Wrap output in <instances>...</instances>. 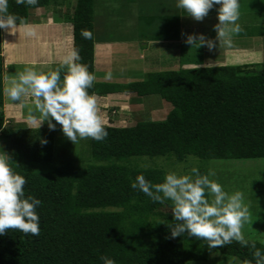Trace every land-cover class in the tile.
Masks as SVG:
<instances>
[{
	"label": "trees",
	"instance_id": "obj_1",
	"mask_svg": "<svg viewBox=\"0 0 264 264\" xmlns=\"http://www.w3.org/2000/svg\"><path fill=\"white\" fill-rule=\"evenodd\" d=\"M56 1L60 0L26 5L8 0V12L24 24L33 11L52 9ZM70 19L79 62L95 74L94 0H77ZM82 29L90 30L92 39H84ZM4 91L0 55V149L10 155L13 170L25 177V196H34L41 205L37 208L40 235L6 230L0 236V264H103L101 256L115 259L116 264H187L206 260L212 250L254 264L253 249L236 241L209 250L206 241L186 233L171 237L168 225L176 223L171 202H153L130 186L139 174L161 183L165 173L128 162L143 157L264 158V65L258 69L254 65L180 66L125 86L94 80L90 94L158 95L173 109L164 121L139 122L133 127L105 125L104 140L90 138L92 163L85 166L56 161L54 140L41 129L6 128ZM41 139L47 144L42 145ZM249 242L264 250L263 244Z\"/></svg>",
	"mask_w": 264,
	"mask_h": 264
},
{
	"label": "rangeland",
	"instance_id": "obj_2",
	"mask_svg": "<svg viewBox=\"0 0 264 264\" xmlns=\"http://www.w3.org/2000/svg\"><path fill=\"white\" fill-rule=\"evenodd\" d=\"M65 1V4L60 0L55 5L58 8L54 12L55 17L67 15L65 13H69L71 7H76L77 0ZM176 5L177 0H94L95 41L98 57L101 58L96 82L125 86L144 81L153 72L175 71L180 66L186 69L210 65H254L258 69L264 65V0H240L238 23L242 31L232 35V46L220 45L211 51L206 46L191 48L183 42L187 34L203 33L207 38H215L213 25L217 23L216 7L203 20L196 21ZM176 31L178 38L183 40L182 45L168 38L169 35L174 36ZM112 53L116 57L111 61ZM108 54L111 56L108 57ZM110 68L115 69L111 79L102 80ZM12 70L9 74H12ZM144 72L146 74L142 76ZM9 86L12 87V83ZM135 101H142L143 105L136 107L129 101L102 107L101 101H98L97 107L104 124L133 127L139 122L164 121L173 109L171 104L158 95L142 100L136 97ZM8 106L5 105L3 110L6 128L20 125L41 129L44 135L54 140L52 143L56 161L70 160L77 166L92 163L90 138L78 140L74 145L64 136L59 124H56L55 130H51L45 120L38 127L42 117L35 106ZM30 116H35L37 123H33ZM127 162L122 161L121 164ZM128 163L144 169H159L165 175L169 171L188 174L192 167L205 173L212 169L215 176L210 179L218 181L226 192L243 193V203L249 210L248 221L242 227L245 239L264 245V158L202 160L188 157L178 161L175 157H143L131 158ZM187 264L246 263L212 250L206 260L190 261Z\"/></svg>",
	"mask_w": 264,
	"mask_h": 264
},
{
	"label": "clouds",
	"instance_id": "obj_3",
	"mask_svg": "<svg viewBox=\"0 0 264 264\" xmlns=\"http://www.w3.org/2000/svg\"><path fill=\"white\" fill-rule=\"evenodd\" d=\"M16 3L36 5L38 0H16ZM176 6L196 21L203 20L216 7L215 38H207L203 33L187 34L184 43L191 48L206 46L211 51L220 45L230 47L232 35L242 31L238 23L240 0H177ZM19 19L8 12V0H0V30L13 29ZM26 34L33 36L35 31L26 27ZM80 34L84 39H92L93 36L88 29H82ZM80 60L79 49L73 47L61 61L62 66L67 68L62 82L59 70L38 72L26 68L19 74L18 82L13 81L12 87L7 89L12 101H19L22 95L30 92L42 117L38 127L45 120L51 130L59 124L64 136L74 145L85 138L102 141L108 136L96 96L88 91L96 77ZM111 75V71L107 72L105 79H110ZM30 119L37 123L35 116H30ZM40 142L47 144L46 139ZM10 160V155L0 149V236L9 229L39 236L37 208L41 201L31 195L25 196L26 179L13 170ZM214 176L212 169L201 173L197 167H192L188 174L169 171L161 183H152L139 174L130 186L143 192L153 202L161 205L171 202L173 220L176 221L168 225L171 237L186 233L206 241L209 250L236 241L253 249L254 264H264V250L258 248L255 242L250 243L242 233V227L249 218L243 193L235 191L229 194L218 181L210 179ZM100 259L103 264H116L115 259L108 256H101Z\"/></svg>",
	"mask_w": 264,
	"mask_h": 264
},
{
	"label": "crops",
	"instance_id": "obj_4",
	"mask_svg": "<svg viewBox=\"0 0 264 264\" xmlns=\"http://www.w3.org/2000/svg\"><path fill=\"white\" fill-rule=\"evenodd\" d=\"M62 1L65 4L66 1L65 0ZM55 5H57V1L54 3V6ZM55 10H58L56 6L53 7L52 9H45V8L37 9L33 11V14L31 13L30 21L28 23H24V24L17 23V26L11 30H2V45L0 47V55L4 59V88H5L4 95L6 99L5 100L6 107L8 105H9L8 107H12L15 105L22 106L23 104H30L31 105L30 107L35 106L34 98L31 96L30 92L22 95L19 101H12L7 94V89L10 88L9 85L12 83V81L18 82L19 74L23 73L26 68H32L38 72L59 70L61 73V82H62L63 75L66 73L67 68L66 66H62L61 61L63 57L67 54V52L74 47V24L70 19L74 8L71 7V9H69L70 11L69 14L65 13L67 14V17L66 15H62L61 17H57V16L55 17L54 16V12H56ZM26 27H32L35 31V35L28 36L26 34ZM178 36L179 35H177V31H176L173 39L177 43H180L182 45L183 40L181 37L178 38ZM96 44L97 43L95 42V46H94L95 77L99 67V61H100L99 59H101L98 57V48ZM107 56L110 57L111 55L108 54ZM115 57L116 56L114 55V53H112V56L110 58L111 61L114 60ZM11 69L14 70H12V74H9ZM109 71L113 73V71L115 72V69L110 68L108 72ZM105 74L106 73H104L102 80L104 81L110 80L111 78L105 79ZM144 74L146 73L145 72L142 73V76ZM95 82H96V78H95ZM96 83L98 84V82ZM99 84H111V83L101 82ZM133 95L134 94L116 93L105 96H99V95H95V96L97 103L98 101H101L100 104L102 107H106L107 105L110 104H116L117 102L126 103L129 101H131V104L136 107L143 105L142 101L141 102L135 101V98L137 96H133ZM144 98L146 97L138 98V99L142 100Z\"/></svg>",
	"mask_w": 264,
	"mask_h": 264
}]
</instances>
